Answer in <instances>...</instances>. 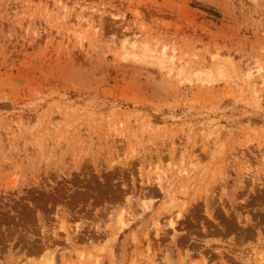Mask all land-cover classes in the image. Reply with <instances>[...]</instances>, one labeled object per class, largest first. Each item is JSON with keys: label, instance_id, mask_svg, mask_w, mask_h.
<instances>
[{"label": "rangeland", "instance_id": "1", "mask_svg": "<svg viewBox=\"0 0 264 264\" xmlns=\"http://www.w3.org/2000/svg\"><path fill=\"white\" fill-rule=\"evenodd\" d=\"M0 264H264V0H0Z\"/></svg>", "mask_w": 264, "mask_h": 264}, {"label": "bare ground", "instance_id": "2", "mask_svg": "<svg viewBox=\"0 0 264 264\" xmlns=\"http://www.w3.org/2000/svg\"><path fill=\"white\" fill-rule=\"evenodd\" d=\"M63 7H61V9H62ZM63 10V9H62ZM62 12V11H61ZM86 20V19H85ZM88 21V20H87ZM85 22V21H84ZM84 24H86V23H84ZM82 177V176H81ZM85 178V177H84ZM89 178V177H88ZM121 179H123V177H120ZM141 178V177H140ZM91 179V178H90ZM105 178H102V177H99L98 178V182H94L93 180V182H94V184L92 183V181H91V184H86V182L85 181H81V184H82V186L80 185V187H78V189H77V194L76 195H78V197H75L76 199V201H74V199H73V201L75 202V205L76 206H79V207H81V206H86V208H87V211H88V208H92L93 210L96 208L95 206V204L97 203V202H99L100 201V199L102 198V196H107V197H113V198H117L119 195L120 196H123L124 198H126V200L128 201L130 198H128V196L126 197L125 196V189H126V182H124V179H123V182H122V184L118 187V189H116V187H114V185L113 184H108L107 183V180L105 181L104 180ZM107 179V178H106ZM110 179V178H109ZM108 179V180H109ZM120 179V180H121ZM111 181V180H110ZM110 181H108V182H110ZM122 181V180H121ZM88 182V181H87ZM89 182H90V180H89ZM112 182V181H111ZM97 183H98V185H97ZM83 185H85V186H83ZM93 188H94V190H93ZM157 188H158V190H163V191H165L164 190V188H163V186L161 185V183H157ZM73 190V189H72ZM154 191V190H153ZM149 192V191H148ZM69 195H70V193H68ZM73 194V193H72ZM100 194V195H99ZM67 195V194H66ZM68 195V196H69ZM98 195V196H97ZM60 195H56V198L57 197H59ZM65 196V195H64ZM47 198V197H46ZM50 198H52V196L50 197ZM54 198H55V196H54ZM60 198V197H59ZM67 198L68 197H66L65 196V198H64V201L65 200H67ZM47 200H49V199H47ZM71 201V199H68V201ZM51 201V200H50ZM40 204V203H39ZM39 204H37V205H35V207H36V211L38 212V215H42V213H40V211H39ZM64 206H65V209H66V215H68V217H70L71 215H75V217L76 216H78L79 218H82L83 216H85V213L87 212H83V213H81V211L79 212L78 210H77V208L76 207H74V205L72 206V204H70V202H68V204H64ZM73 209V210H72ZM102 208H100L98 211L99 212H102V210H101ZM90 210V212L92 213L93 211H91V209H89ZM97 210V208L95 209V211ZM98 211H97V213H98ZM206 213H207V215L208 216H211V211L209 210V209H206ZM89 215V211L86 213V215ZM213 216V215H212ZM88 217H90V215L88 216ZM172 223V222H171ZM35 249V248H34Z\"/></svg>", "mask_w": 264, "mask_h": 264}]
</instances>
